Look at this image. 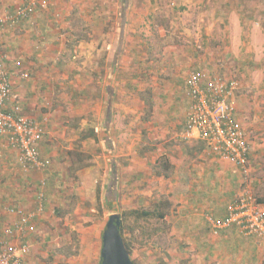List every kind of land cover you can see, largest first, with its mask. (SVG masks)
Returning <instances> with one entry per match:
<instances>
[{"label":"rangeland","instance_id":"1","mask_svg":"<svg viewBox=\"0 0 264 264\" xmlns=\"http://www.w3.org/2000/svg\"><path fill=\"white\" fill-rule=\"evenodd\" d=\"M15 1L0 0V11L21 0ZM46 2L21 28L5 33L0 48L28 74L15 78L22 94L13 103L43 123L46 147L55 151L44 171L22 169L30 193L43 194L26 211L41 203L28 222L34 226L23 264H100L109 215L153 210L158 201L169 203L161 208L164 218L127 216L120 222L132 246V264H222L210 258L220 255L219 248L194 244L197 234L204 244L210 237L204 220L183 229L176 220L210 215L245 191L264 195V85L258 84L264 81V53L258 54L264 49V2L129 0L125 10L120 0ZM185 57L193 64L188 69L181 68ZM197 69L237 81L233 104L250 148L247 177L212 156L205 143L185 140V128L176 129V140L183 141L177 144L188 142L196 155L183 158L173 171L158 162L163 141L174 134L163 140L155 125L166 113L168 122L181 126L189 107L185 81ZM149 98L151 109L142 105ZM88 131L95 138L79 139ZM141 155L155 156L146 159L143 172L130 161ZM11 164V173L18 174ZM248 240H241L242 263L236 261L237 246H228L233 256L228 264H264V250L252 252Z\"/></svg>","mask_w":264,"mask_h":264},{"label":"built area","instance_id":"2","mask_svg":"<svg viewBox=\"0 0 264 264\" xmlns=\"http://www.w3.org/2000/svg\"><path fill=\"white\" fill-rule=\"evenodd\" d=\"M47 6L46 0H21L12 10L0 12V41L6 32L13 31L22 22L28 21L37 10ZM8 57L0 51V142L17 152L18 161L24 171H40L49 165L48 159L40 156V144L45 135L42 122L25 116L17 104L12 103L10 77L5 68ZM23 78L26 75H22ZM187 95L190 106L184 121V139H197L205 143L209 153L220 161L233 164L242 174H249L250 152L244 128L236 118L233 98L237 91L234 79L191 71L187 78ZM42 195L39 200H42ZM25 213L22 209H11L19 216L17 222L3 230L0 239V264H23L29 248L16 244L28 222L41 211ZM212 230L234 228L243 236L264 241V195L256 197L243 192L227 207L226 216L218 222L212 221ZM13 240L11 241V239Z\"/></svg>","mask_w":264,"mask_h":264},{"label":"crops","instance_id":"3","mask_svg":"<svg viewBox=\"0 0 264 264\" xmlns=\"http://www.w3.org/2000/svg\"><path fill=\"white\" fill-rule=\"evenodd\" d=\"M259 1L261 3L264 2V0H259ZM17 2L18 1L16 0L15 3H17ZM6 3H8V2H6ZM15 3H13V4L15 5ZM10 4L11 3H9L7 5H10ZM18 4H16L15 6L13 5L14 8ZM263 6H264V4H263ZM12 10H7V11H12ZM261 11L264 12V8L261 9ZM0 12H2V11H0ZM26 22H28V21L20 23L18 25V27L15 28L13 31L6 32V33L8 34V33L14 32L18 28H21L24 24H26ZM5 35L6 34H4L2 36V38H1L0 48H1L2 43H4V38L6 37ZM0 51H1V49H0ZM261 53H264V49H262L261 51H258V54H261ZM8 61H9V59H8ZM8 61H6V63H5V68H6L7 72H8L9 77H10L12 97H13L12 98V103H13V102H15L14 100H16V98L20 97L21 94H22L20 92L21 86L18 85V87H17L18 81L16 79L20 78V77H21L20 79H23L22 75L25 74L26 77H27L28 74L22 71V65H21V62L19 60L12 59V60H10L11 61L10 63ZM183 61L184 62L182 63L183 65H181V68L183 67L184 69H186V68L188 69L189 67H191L193 65L191 62H189V57H185V59ZM180 62H182V61H180ZM193 63H195V61H193ZM261 66L262 65L259 64V66H258L259 68H257L256 70L261 69ZM193 71H195V70H193ZM258 84L259 85H264V81H262L261 83L259 82ZM261 102H262L261 100H259V102H258V107H259L258 114H257L258 115V119L260 118L261 113H262L261 108H260L261 107ZM262 103H264V101ZM143 104H145V102L142 99V105ZM151 108H153V104H152ZM164 115H165V116H163L164 119L161 121L162 123H158L155 126L160 130V132L163 131V136H162L163 140L166 138L167 135L169 137L170 131H171L170 134H174V135L169 137V138H167V139H165L163 141V144L161 145L162 146L161 147L162 148V151H161L162 153L158 156V157H160L158 159L159 160L158 162H160V160H162L163 168L166 169V170L168 169V171L169 170L173 171L176 168L177 164H179L183 160V158H188V160H190V156L191 155L195 156L196 152L193 151L192 147L190 146V144L188 142H186V143L184 142V144H182V145L177 144L179 141L183 142L180 138H179L180 140L179 139L176 140L177 137H178V135L176 134V132H177L176 129L181 128L180 129L181 133L184 131L185 127H184L183 119L181 121V126H176L174 123L168 122V120H167L168 119V115L166 113ZM257 115H255V116H257ZM254 121L256 122L255 117H254ZM255 122H254V124H255ZM256 123H258V122H256ZM170 126H172L171 127L172 129L169 128ZM94 131H95V129H94ZM83 132H85V131H83ZM83 132H80V133H83ZM194 140L196 141V139H194ZM193 143H195V142H193ZM186 145H189V147L186 146ZM46 146H47L46 145V139L43 138V141L40 144V156H41L42 159H48L49 160V156L52 155L53 153H55V151L52 148L46 147ZM150 157L154 158L155 156H151V155H145L144 156V155H141V157H139V158H138V156L136 158L134 156H131L130 157V159H131L130 161L131 162L136 161L138 166L141 168L140 172H143V169H146L145 166L148 164L147 163L148 161H146V159L150 158ZM158 157H156V158H158ZM12 160H13V163L16 164V166H17V169L19 171L18 174L17 173H11L12 170L9 167L12 165L11 164ZM21 166L22 165L18 161L17 152L14 149H12L11 147H8L5 144V142L1 141L0 142V239L4 238L3 230L5 228H7V227L12 226L19 219L18 215L16 216L15 214L11 213V211H9V210L15 209V208L16 209H21L22 208L23 211H25V213H27L26 211H31V209H33L32 206L33 207L35 206L36 200L42 194V193L41 194L37 193L34 196V193L33 194L30 193V189L26 186V182H28L29 177H25V175H23L24 171L22 170ZM195 166L197 167L196 164H195ZM132 167H133V163H131L130 168H131V170L135 171V169H132ZM45 168L46 167H44V169ZM44 169H42V170L44 171ZM30 174L34 175L36 173L35 172H30ZM192 175L194 177L193 173L192 174L189 173L190 177ZM165 176L166 175H163L164 178H165ZM31 177H33L34 180H36L35 176H31ZM130 178H131L130 182H134L135 181V175L131 174ZM40 182L41 181H39V183ZM40 184H43V182H41ZM228 205L229 204L224 203L220 210H217V212L213 211V213H211L210 215H208L209 213H206V216H204V217H201L202 215H198V214L192 213V216L191 215L188 216V219L186 218L184 221H181V219H177L176 223L179 224V227H178L179 229L180 228L183 229L186 224H189V227L191 228L190 223H196V222L199 223L198 218H200V222L201 223L204 220L205 221V225H207V227H206L207 231L208 230L210 231V232H208L210 237H208V236L204 237L205 241L207 242V243L204 244V241H202L200 238H198V236H197L198 234H197L195 236L196 237L195 240L196 239L197 240H196V242L194 241V244L195 245H199V244L206 245L208 247H212V248L215 247L217 249L219 248L220 249V255H215L214 254L210 258L213 261H217L218 260L222 264H228V261L232 260L233 256L229 254L228 246H231V247L237 246L236 247V249H237L236 250L237 251L236 261H237V263H239V262L242 263L243 260H244V256L246 254V249L242 245V244H244V241H241L242 238L249 239L248 243H247L248 244V249L249 250L252 249V252L259 251V250L260 251L264 250L263 247H262L264 245H260L262 242L259 243L260 241L257 238H254V237L242 236V238L239 240L236 237V235H235L238 232L234 228H229L227 230H222V231H219L216 234L213 232L212 224H211L212 221L218 222L219 220L223 219L226 216ZM183 213L184 212H182V214ZM32 225H33V223L30 222L29 224H27L25 226L24 230L21 233H18L19 236H17V241L15 242L16 244H26V245H28V238H29V234L31 233L30 228L32 227ZM195 225L193 226V228L195 227ZM12 240H13V238L11 239V241ZM188 240L191 243L192 240H190L189 238H188ZM239 241H241L239 244H241L242 246L241 245L239 246V244H238ZM180 244H182V242ZM254 259L255 258H253V260Z\"/></svg>","mask_w":264,"mask_h":264},{"label":"water","instance_id":"4","mask_svg":"<svg viewBox=\"0 0 264 264\" xmlns=\"http://www.w3.org/2000/svg\"><path fill=\"white\" fill-rule=\"evenodd\" d=\"M119 228V215H109L101 236L100 264H132Z\"/></svg>","mask_w":264,"mask_h":264},{"label":"trees","instance_id":"5","mask_svg":"<svg viewBox=\"0 0 264 264\" xmlns=\"http://www.w3.org/2000/svg\"><path fill=\"white\" fill-rule=\"evenodd\" d=\"M129 0H120V4L122 5V10H125L127 4H128ZM197 72H204L203 70H195ZM209 75H215V74H212V73H209ZM221 76V75H219ZM223 77V76H221ZM188 78V76H187ZM187 78H186V81H187ZM185 81V87H186V92H188V89H187V83ZM188 96V95H187ZM188 101H189V105L190 106V100H189V97H188ZM145 104L147 105V108L148 109H151L152 107V100L151 99H148L144 101ZM189 108V107H188ZM88 138H95V134L93 133V131H88L87 133H80V136H79V139L81 140H86ZM249 155H250V152H249ZM75 158L78 159V161H81V155L76 153L74 154ZM248 161H249V156H248ZM73 164V160H72V163ZM239 171V170H238ZM108 198V197H107ZM106 198V199H107ZM104 202L108 205V202L106 200H104ZM233 202V201H232ZM230 204V203H229ZM169 206V203L168 202H163V201H158L157 204H156V207L151 210V209H141V210H130L128 212H123V214L121 215L120 217V222L122 221V218H126L127 216H133L135 220L137 221H140V220H147V219H151V218H155V219H162L164 218L165 216V211L164 209H161V208H167ZM136 228V230L139 228L138 226L134 227ZM128 230L133 233L134 231H136L135 229L129 227ZM222 231V230H220ZM119 233H120V236L123 240V243H124V246L129 254V256L131 255L132 253V246L131 244L129 243V241L127 242L126 239L123 237L124 236V224H122L119 228Z\"/></svg>","mask_w":264,"mask_h":264}]
</instances>
